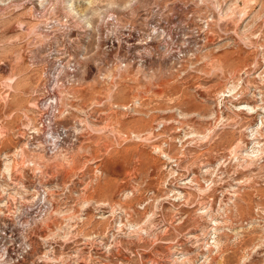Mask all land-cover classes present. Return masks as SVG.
<instances>
[{"label":"rangeland","instance_id":"1","mask_svg":"<svg viewBox=\"0 0 264 264\" xmlns=\"http://www.w3.org/2000/svg\"><path fill=\"white\" fill-rule=\"evenodd\" d=\"M0 256L264 264V0H0Z\"/></svg>","mask_w":264,"mask_h":264},{"label":"bare ground","instance_id":"2","mask_svg":"<svg viewBox=\"0 0 264 264\" xmlns=\"http://www.w3.org/2000/svg\"><path fill=\"white\" fill-rule=\"evenodd\" d=\"M50 98H51V96H50ZM49 99V98H48ZM50 102V101H49ZM47 104H49V103H47ZM51 104V103H50ZM47 107V106H46ZM49 107V106H48ZM48 120V119H47ZM49 121V120H48ZM54 141V140H53ZM51 143V142H50ZM45 144V143H44ZM1 257V256H0Z\"/></svg>","mask_w":264,"mask_h":264}]
</instances>
